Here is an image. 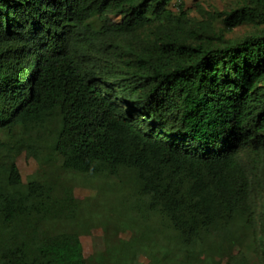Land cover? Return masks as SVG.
<instances>
[{"label":"trees","instance_id":"obj_1","mask_svg":"<svg viewBox=\"0 0 264 264\" xmlns=\"http://www.w3.org/2000/svg\"><path fill=\"white\" fill-rule=\"evenodd\" d=\"M219 19L0 0V264H251L249 239L264 264V0ZM70 175L96 184L85 203Z\"/></svg>","mask_w":264,"mask_h":264},{"label":"rangeland","instance_id":"obj_2","mask_svg":"<svg viewBox=\"0 0 264 264\" xmlns=\"http://www.w3.org/2000/svg\"><path fill=\"white\" fill-rule=\"evenodd\" d=\"M183 6L188 13L190 19L194 23V27L197 30L204 29L207 24H211L216 27L221 25L219 15L222 11L233 7L239 0H182ZM172 8L177 10V6L172 4ZM251 29L249 23H242L232 28L231 31L226 33L228 37L239 36ZM113 71L110 75H115ZM106 74V72H105ZM138 95V93L136 94ZM16 163L23 180L33 173L38 168V163L32 157H28L25 152H21L16 157ZM62 177L66 174L61 173ZM71 176V175H70ZM72 184L75 198L80 203H85L90 197L95 194L93 186L96 184L92 180H87L83 176H71L68 180ZM254 200L259 202V193L254 192ZM102 235L100 227L91 229L89 234H82L80 236L82 250L84 255L90 254ZM257 246L253 244L251 239L246 242V246L243 247V251L246 254L248 261L251 264H260V258L258 254Z\"/></svg>","mask_w":264,"mask_h":264}]
</instances>
